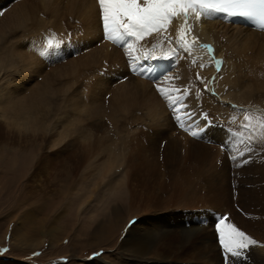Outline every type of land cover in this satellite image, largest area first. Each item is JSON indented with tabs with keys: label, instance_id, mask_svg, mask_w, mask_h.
I'll list each match as a JSON object with an SVG mask.
<instances>
[{
	"label": "rangeland",
	"instance_id": "rangeland-1",
	"mask_svg": "<svg viewBox=\"0 0 264 264\" xmlns=\"http://www.w3.org/2000/svg\"><path fill=\"white\" fill-rule=\"evenodd\" d=\"M8 1H0V18L11 15L7 12L9 5L17 0ZM34 2L39 4L38 0ZM74 10H67L70 14L63 21L67 25L62 31L52 28L41 31L42 35L48 32L49 37L57 35V40L65 42L67 39L69 43L65 46L71 51L64 49L63 52L73 55L83 48L87 49V42L81 43L75 50V45H72L78 33L83 32L82 18L75 17ZM39 11L37 16L46 18L41 8ZM98 38L93 39V45H101L103 39ZM64 53L59 55L61 59L49 61L40 68L50 70L62 65L65 62L62 61ZM122 56L127 57L125 52ZM52 58L48 57L50 60ZM165 67H169V73L170 66L166 64ZM176 67L171 69L173 78L177 73ZM129 71L131 75L141 77L124 68L122 76L113 78L116 82L112 85L116 88L117 84L125 82ZM35 76L31 74V79ZM223 76L219 68V71L216 69L202 78L203 82L196 79L194 73L192 79L198 83L201 91L213 95L212 87L218 86ZM259 92L264 97V89ZM105 95L107 98L109 91ZM240 104L235 105L236 109L249 110L253 117L264 118L261 102L253 99ZM164 109V117L173 116L167 105ZM236 112L239 114L235 116L234 122L233 117L210 119V122L214 120L220 124L212 127V130L218 128L217 136L211 134L217 140L208 137L210 126L200 136L194 137L174 123L168 127L159 125L154 129L147 124L151 121L148 118L130 121L119 133L124 137L117 135L115 141L118 140V143H112L118 157L125 163L122 169H118L116 177L119 183L114 187L113 182L108 181L111 180L112 172L117 170L113 167L114 170L107 173V169L101 165L108 154L94 156L92 159L95 164L91 159L90 165L77 167L70 160L75 157L74 153L61 152L58 146L49 147L52 137L45 136L44 142L36 146H23L25 142L21 146L14 143L11 138L18 139V134H11V138L5 134L2 130L6 127V120L0 117V249H7L0 251V264H150L154 258L160 259L161 251L170 252L171 247V251H174L175 242H168L165 236L169 232L167 228L176 234L181 233L185 237L184 241L188 239L189 249L193 251L195 247L201 248L205 223L208 220L214 222L215 214L223 212L228 213L226 223L235 225L264 246V225L260 234L254 227V217L248 214L253 204L255 212L264 221V147L255 144L248 151L244 145L228 137L226 128L235 130L243 122V112ZM101 119L102 123L108 121L106 117ZM110 127H107V131L117 134ZM10 128L17 131V127ZM59 128L60 122L51 129L52 134ZM103 130L94 127L93 132L99 137ZM6 141L9 144L4 145ZM125 141L133 144L134 155L125 149L129 147L123 144ZM123 155L124 159L121 157ZM233 155L235 159L231 158ZM255 189L258 194L261 193V197L253 203ZM155 220L160 222L157 226L162 231L151 235L153 241L158 242L153 245L149 256H133L122 249L121 240L131 225H150ZM23 234L27 236V244L18 240ZM184 245L183 248H186ZM175 252L180 250L175 249ZM93 253L99 255L94 256ZM171 254L168 253V256ZM258 258L250 252L246 264H264V258Z\"/></svg>",
	"mask_w": 264,
	"mask_h": 264
},
{
	"label": "bare ground",
	"instance_id": "bare-ground-1",
	"mask_svg": "<svg viewBox=\"0 0 264 264\" xmlns=\"http://www.w3.org/2000/svg\"><path fill=\"white\" fill-rule=\"evenodd\" d=\"M0 1L9 3L8 0ZM38 1L39 4L34 0L14 1L7 11L11 15L0 18V71H2L0 75V117L6 120H4L6 127L9 128L5 127L2 130L5 134L10 135V138L11 134L15 132L18 134V139L11 138L18 145L25 142L27 145L24 143L23 146L29 147L30 144L36 146L42 143L45 136L52 137L49 140V147L58 146L61 152L74 153L75 157L70 160L77 167L87 166L94 156L97 157L99 154L103 156L106 153L108 155L102 160L101 165L107 169V173L110 170H117L115 173L112 172L111 180L108 181L113 182L114 187L119 183L116 177L118 169H122V165L125 164L118 157L115 145L112 144L118 143V140L115 141V136L119 135L130 121L148 118L151 121L147 124L154 129L159 125L165 124L168 127L174 123L173 116L165 115L164 117L162 115L166 113L164 108L167 104L157 91V86L164 88L175 86L180 89L181 93L185 89L189 90L190 94L185 97L187 104L185 111L194 115L191 119L198 118L196 128L206 122L204 117L206 114L219 119L237 116L239 112H236L237 107L233 108V105L241 106L240 103L255 99L264 107L263 93L259 92L264 89V31L256 29L243 19L234 18L231 21L204 19L197 23L193 17H190L189 23L192 25V31L187 35V39L191 41L193 37L196 38V44L190 55L175 42L183 17L174 19L166 32L153 33L137 42L136 52L133 55L143 56L146 50L152 49L153 44L158 45L154 50L157 56L169 48H175L176 55L170 60H141V64H150L154 69L151 75L135 77L129 71L126 81L117 84L115 88L112 85L115 81L113 78L116 76L119 78L126 66L128 69V57L122 56L124 49L103 39L96 24L98 11L96 0ZM40 8L46 14L44 19L37 16ZM71 8H75L74 12L77 13H74L75 17H81L83 22L81 23L83 32L78 33L72 45H75V50L78 45L80 47L81 43L87 42V49L83 48L85 50L82 49L79 53L77 52L78 54L74 53L75 55L68 54L69 52L64 53V49L71 51V48L65 46L69 43L66 39L59 50L60 54H65L61 55L63 56L62 61L65 62L50 70L42 69L40 67L43 64L56 60L58 57L50 60L38 54L37 49L44 45L46 38H49L48 32L42 35L41 31L47 28L62 31V28L67 25L63 21L70 14L67 10ZM65 29L68 30V27ZM164 36L170 37L172 43L164 40ZM96 37H99V40L103 39L100 46L97 43L93 45L95 42L93 39ZM30 40L33 43H29ZM205 44L212 46V53L202 47ZM193 59L196 60L195 64L192 63ZM214 60L222 61L219 68L224 76L218 82V86L212 87L214 91L212 95L201 91L198 83L192 78L193 73L196 76L199 74L201 78L213 73L217 69ZM202 63L207 66L201 68ZM166 64L170 66L169 73H167L169 67H165ZM174 66H177L176 80L174 77L172 82H165V76L171 77V69ZM31 74L36 75L34 79H31ZM156 79L159 81L156 82ZM107 91L109 95L106 98ZM160 115L164 119L158 120L161 118ZM102 117H106L108 121L102 123ZM218 118L216 120H219ZM59 122L61 128L52 134L51 129ZM111 125L114 127H110ZM11 126L12 128L17 127V131H12ZM94 127L99 128V131L104 129L99 137L93 132ZM107 127L115 129L117 134L107 131ZM212 127L208 129V137L217 140L211 134L217 136L218 128L212 130ZM119 136L124 137V135ZM6 140L9 141V139ZM7 141L4 145L9 144ZM123 144L129 146L124 147L127 151L129 150V153L135 151L133 144H129V141ZM129 153L127 152V155ZM121 157L123 158L124 155ZM133 157H131L132 160ZM92 160L95 164V160ZM258 193L255 189L253 203L261 197V193ZM255 210L252 204L248 214L254 217V227L261 234L264 221L261 217L259 218ZM215 216L218 215L215 214ZM151 223L150 225L143 224V226L140 223L131 225L121 240L122 249L129 251L133 256H147L153 250V245L158 242L153 241L154 237L151 235L162 231V228L157 226L160 222L155 220ZM166 231H169L165 234L168 242H175L174 251H171L172 247L170 250L175 255L170 259L173 254L168 256L170 252L161 251L160 259L154 258L150 264H221L222 255L213 229V222L208 220L205 223V232L200 241L201 248L195 247L193 251L189 249L188 239L184 241L185 237L181 233L176 234L174 230L168 228ZM20 236L23 237L18 239L19 242L27 244V236L24 234ZM182 244H185L186 248H183ZM175 249H179L180 252L176 253ZM263 251L264 246L257 244L252 248L251 253L264 258Z\"/></svg>",
	"mask_w": 264,
	"mask_h": 264
},
{
	"label": "snow or ice",
	"instance_id": "snow-or-ice-1",
	"mask_svg": "<svg viewBox=\"0 0 264 264\" xmlns=\"http://www.w3.org/2000/svg\"><path fill=\"white\" fill-rule=\"evenodd\" d=\"M96 3L98 6L96 24L103 39L125 50L129 65L138 75H151L154 71L150 64H141V60H170L176 55L175 48L162 51L159 56L155 55L154 50L158 47L157 44H153L152 49L146 50L143 56L133 55V53L136 52L137 42L153 33L166 32L169 24L178 17H183V22L177 30L175 42L189 55L196 44L195 37L191 41L187 39V35L192 31L190 17H193L197 23L204 19L231 21L234 18H242L256 29L264 31V0H96ZM163 39L172 43L168 36H164ZM63 43H65L63 40H57L54 36L46 38L44 45L37 49L38 54L41 57H59V50ZM202 47L209 53L213 51L211 45L205 44ZM192 63L195 64L196 60L193 59ZM214 63L219 71L222 61L214 60ZM206 66V64H200L201 68ZM172 79L173 77L165 76V82ZM196 79H201L203 82L199 74ZM157 91L172 111L173 119L177 124L185 131H189L192 136H200L203 126H198L200 129L198 131H193L190 126H186V121L192 116L190 112L185 111L187 108L185 97L190 94L189 90L185 89L181 93L175 86L169 88L157 86ZM233 108L236 106L233 105ZM237 111L243 112V122L235 130L226 128L228 137L235 143L244 145L245 150L248 151H251L255 144L264 147V118L253 117L249 114V110L237 109ZM205 119H207L206 116ZM234 121L235 117H233ZM231 158L235 159V155ZM225 221L226 218H221L215 226L224 264H246L252 248L258 242L235 225ZM0 251H7V249H0ZM93 255L96 256L99 253H93Z\"/></svg>",
	"mask_w": 264,
	"mask_h": 264
}]
</instances>
